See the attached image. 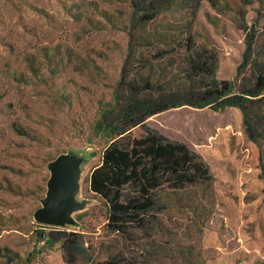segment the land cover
<instances>
[{
	"label": "rangeland",
	"instance_id": "rangeland-1",
	"mask_svg": "<svg viewBox=\"0 0 264 264\" xmlns=\"http://www.w3.org/2000/svg\"><path fill=\"white\" fill-rule=\"evenodd\" d=\"M194 52L209 59L215 79L251 89L264 72V0H0V264H65L59 245L41 239L53 228L33 214L47 164L69 150L90 158L79 192L88 204L74 214L78 227L54 228L80 234L93 261L264 264V141L260 163L238 108L181 105L146 119L213 175L212 195L188 191L149 237L136 233L148 252L107 229L106 205L88 187L118 139L130 89L183 96L185 57Z\"/></svg>",
	"mask_w": 264,
	"mask_h": 264
},
{
	"label": "trees",
	"instance_id": "trees-1",
	"mask_svg": "<svg viewBox=\"0 0 264 264\" xmlns=\"http://www.w3.org/2000/svg\"><path fill=\"white\" fill-rule=\"evenodd\" d=\"M208 61L198 52L185 57L183 96L163 95L146 84L143 91L131 88L124 97L125 105L114 128L118 139L104 149L100 164L87 179L89 190L106 205L107 229L123 236L142 253L148 252V245L139 242L143 235L150 236L155 225H161L165 212L182 209L180 203L184 194L188 191L198 194L196 188L212 195L213 185V175L202 157L185 143L171 140L146 126L148 117L181 105L210 106L216 111L238 108L247 139L259 147L262 162L260 144L264 141V132L260 131V125L264 121V72L257 73L251 89H235L232 82L215 79L212 63ZM209 75L211 81L206 84L205 76ZM196 85L201 87L197 91ZM137 128L142 133L133 136ZM262 177L264 179V168ZM49 228L53 230L42 232L41 239L50 246L59 245L65 264H142L136 257L132 262L119 258L95 262L85 253L80 234ZM139 231L143 232L142 236L136 234ZM80 256H85L87 261L79 262Z\"/></svg>",
	"mask_w": 264,
	"mask_h": 264
},
{
	"label": "water",
	"instance_id": "water-1",
	"mask_svg": "<svg viewBox=\"0 0 264 264\" xmlns=\"http://www.w3.org/2000/svg\"><path fill=\"white\" fill-rule=\"evenodd\" d=\"M90 158L84 152L69 150L47 164L49 178L41 206L33 214L37 224L50 227H78L74 214L83 211L87 199H80L83 166Z\"/></svg>",
	"mask_w": 264,
	"mask_h": 264
}]
</instances>
